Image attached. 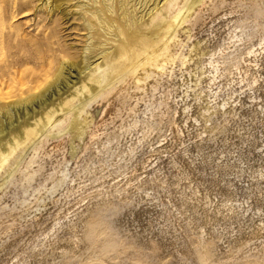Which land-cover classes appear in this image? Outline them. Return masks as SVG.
<instances>
[{"label": "rangeland", "instance_id": "obj_1", "mask_svg": "<svg viewBox=\"0 0 264 264\" xmlns=\"http://www.w3.org/2000/svg\"><path fill=\"white\" fill-rule=\"evenodd\" d=\"M15 8L0 35L32 48L47 30L29 35L40 22ZM187 26L202 60L181 59L179 33L95 137L44 141L0 171V264H264V0H206ZM212 60L228 62L218 79ZM89 105L95 124L111 112Z\"/></svg>", "mask_w": 264, "mask_h": 264}, {"label": "bare ground", "instance_id": "obj_2", "mask_svg": "<svg viewBox=\"0 0 264 264\" xmlns=\"http://www.w3.org/2000/svg\"><path fill=\"white\" fill-rule=\"evenodd\" d=\"M205 3L0 0V18L10 14L8 8L17 7L28 13L20 18L40 22L41 29L29 33L32 37L45 29L52 33L55 27L62 33V37L53 36L48 41L44 32V38L32 39V48L27 44L20 51H13L0 35V171L44 141L61 147L65 138L76 140L83 133L95 137L117 113L113 101L127 84L141 78L145 81L149 70L160 71L163 63L173 60L169 50L179 33L188 38V56L181 55V59L202 60L205 47L188 45L191 37L187 22ZM258 45L264 46L263 41ZM5 55L9 60L5 61ZM246 55L255 56L253 51ZM227 64L210 61L213 79L220 77V66ZM100 97L107 102L105 111L111 112L108 116L103 112L104 117L95 124L87 107ZM17 109H21L19 113Z\"/></svg>", "mask_w": 264, "mask_h": 264}]
</instances>
